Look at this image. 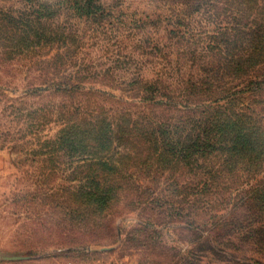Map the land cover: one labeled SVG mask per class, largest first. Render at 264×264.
I'll return each mask as SVG.
<instances>
[{"label":"trees","instance_id":"obj_1","mask_svg":"<svg viewBox=\"0 0 264 264\" xmlns=\"http://www.w3.org/2000/svg\"><path fill=\"white\" fill-rule=\"evenodd\" d=\"M0 1L12 4L0 5V69L28 60L39 83L25 95L60 96L25 118L35 130L30 152L49 154L54 171L64 165L76 183L67 189L70 219L104 215L129 170L169 178L176 170L204 193L220 190L215 202H232L229 214L246 209L247 233L264 241V1H150L153 11L138 19L108 0ZM121 25L128 31L118 41L130 38L159 70L146 77L138 56L128 61L122 68L134 72L112 87L119 96L94 87L108 73L77 65L86 34L106 37ZM48 123L56 130L43 138Z\"/></svg>","mask_w":264,"mask_h":264},{"label":"rangeland","instance_id":"obj_2","mask_svg":"<svg viewBox=\"0 0 264 264\" xmlns=\"http://www.w3.org/2000/svg\"><path fill=\"white\" fill-rule=\"evenodd\" d=\"M108 1L128 7L138 19L144 17L140 11H153L150 1L161 0ZM135 23L142 28L141 22ZM127 31L121 25L106 37L88 33L78 54L83 59L77 65L80 70L95 65L100 75L108 73L105 86L94 87L119 96L112 87L134 72L122 68L128 61L138 56L146 77L159 70L154 58L134 51L130 38L120 43L115 37ZM28 63L0 69V264H264L263 237L247 233L251 220L246 209L229 214L232 202H215L220 190L204 193L201 183L197 189V180L176 170L170 178L129 170L120 176L126 186L113 191L118 201L109 203L104 215L82 223L70 219L67 189L76 183L67 182L64 165L54 171L49 154L30 152L36 145L35 130L25 118L28 111L48 108L60 96L25 95L39 83L37 65ZM55 130V124H46L43 138ZM185 181L192 183L183 186ZM197 190L202 194H195Z\"/></svg>","mask_w":264,"mask_h":264}]
</instances>
